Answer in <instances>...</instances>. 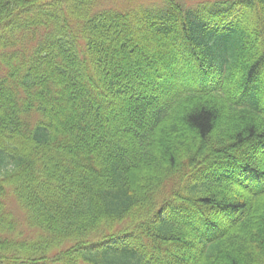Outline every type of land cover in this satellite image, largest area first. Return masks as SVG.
<instances>
[{
  "label": "trees",
  "instance_id": "1",
  "mask_svg": "<svg viewBox=\"0 0 264 264\" xmlns=\"http://www.w3.org/2000/svg\"><path fill=\"white\" fill-rule=\"evenodd\" d=\"M48 261L264 264V0H0V264Z\"/></svg>",
  "mask_w": 264,
  "mask_h": 264
},
{
  "label": "rangeland",
  "instance_id": "2",
  "mask_svg": "<svg viewBox=\"0 0 264 264\" xmlns=\"http://www.w3.org/2000/svg\"><path fill=\"white\" fill-rule=\"evenodd\" d=\"M137 1V0H135ZM141 2H151L153 0H138ZM6 212L8 213V215H10V220L14 223L13 226V231L11 234V237H13L14 239H20L23 241H30L32 240V238L34 237V232L31 230H28L26 224H25V219H24V214L23 212L17 207V204L15 202V199L9 195L7 200H6ZM55 251L51 252L49 254L50 259L53 258L55 256ZM44 264H59V263H51V262H43Z\"/></svg>",
  "mask_w": 264,
  "mask_h": 264
}]
</instances>
